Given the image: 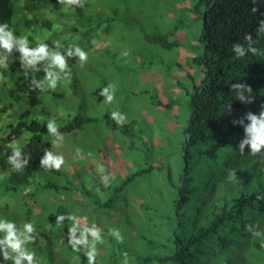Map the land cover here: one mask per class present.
Listing matches in <instances>:
<instances>
[{
	"label": "trees",
	"instance_id": "trees-1",
	"mask_svg": "<svg viewBox=\"0 0 264 264\" xmlns=\"http://www.w3.org/2000/svg\"><path fill=\"white\" fill-rule=\"evenodd\" d=\"M8 2L9 0H0V24H11ZM161 2L148 1L150 6L145 14H153L156 10H160L171 19V22L161 24L160 27L150 25L151 33L148 34L153 37L157 33L161 35L159 38H163L162 41L166 42L165 47H176L179 45L176 41L179 28L174 25V22L181 23V19L175 15L183 11L182 6L187 1L161 0ZM208 4L211 8L204 12L205 21L201 25L199 39L195 40L197 48L193 50L192 59L190 57L187 59L188 65L192 63L204 68V75L200 77L201 81L199 82L193 76L192 69L187 70L184 63L178 61L182 75L179 71L172 72L169 69L163 72L166 79L161 78L164 86L168 82L176 84L180 89L185 86L183 96L188 98L186 105L190 106L183 108H186L190 115L178 136L175 133L178 129L176 125L179 126L177 120L174 121L175 123H170L168 128L160 129L157 136L151 127L153 126L150 123L152 118L145 123V131L142 128L135 131L134 120L125 123L122 112L112 115L109 120V122L115 119L120 120V125L114 126L113 130H119L120 134L129 139L128 144H119V148L123 147L129 152L132 171L126 177L119 178L118 181L116 179L117 184L111 179L108 168L105 169L102 166L101 169H97L99 171L97 176L96 170H91L89 164L80 166L81 161L73 164V160L77 158L86 162L88 160L80 156L81 149L75 151L76 147L73 146L72 151L68 145L56 140L61 134L71 133V130L89 123L86 117L89 111L88 102L85 101L86 96H83L84 100L75 97L73 108L75 119L71 124L60 125L58 128L56 124L53 125L56 132L49 131V122L65 120L62 117H56L55 113L61 107H64L65 111L71 107L66 99H63V106L58 103L59 101L54 102L56 96L59 97L60 94L64 98L66 95H71L70 93L77 85V79H73L64 87H61L64 82H59L55 88H51L42 79L31 81L32 77L29 73L23 74L17 80L22 81L19 93L24 94L26 98L24 107L17 105L19 102L13 91L1 88L0 102L5 105V109H7L5 99L10 98L15 102L9 103L13 107L12 115L17 117V124L11 127L12 133L16 137L22 134L26 136V141L19 147L20 169H16L9 161V157L13 155V148L0 149V156L8 160V165L4 164L8 169V175L1 179L3 190L11 191L13 194L18 193L21 190L20 187L31 185L32 180L36 179L48 189L49 198L53 202L51 203L53 208L47 216L50 220L48 234H44L42 239L39 238L29 247L38 256L39 262L87 264L86 253L91 251L93 237L80 227V224H78L80 226H74L75 221L81 220H75L73 217L75 215L86 216L90 223L88 229L95 230L93 229L95 226L101 230L102 238L105 237L106 227L117 230L122 237V240L115 238L111 241L113 245H110L109 251L106 246L96 248L95 264H264V246L255 245L263 237L259 232L256 233L255 228L251 230L249 225H241L242 222L238 218L241 212L239 207L241 202L244 203L247 193L246 188L253 184L256 193H259L264 186V179L252 169H241L238 176L223 174L225 170L219 160L224 159L233 150L232 139L235 135L236 123L233 112H225L224 118L219 115L223 108V101L215 88V75L211 70L221 63H226L229 69L234 71L239 69L244 71V75H248L247 88L255 83L256 75L253 71L256 69L244 67L253 65L256 55L245 53L244 57L248 60L242 64L232 53L230 54L232 41L238 37H240L239 41L244 40L246 27L242 26L241 21H246L254 10L247 9L249 2L247 3L246 0H208ZM82 5L83 7L80 8L77 4H73V9L67 8L68 11L64 13L56 4V0H41L38 6L46 9L48 15L39 17L35 23H32V27L43 31L46 35L44 42L52 46L56 53L63 55L67 61L70 46L79 47L85 53L95 49L103 35L107 37L111 35L107 31L110 30L111 24L117 22L123 32H117L114 39L124 45L126 54L117 65V69H107L109 77H104V80L108 81L107 94L118 98L121 93H127L126 99H133V103L137 105L143 104L144 94L151 90L154 92L157 88L154 82H140L142 78H145V75L139 78L142 73L140 69L146 62L151 64L152 60H140L137 54L129 52L130 43L135 39L129 34L131 27L121 22L127 18L128 14L121 12V19L115 17V12L119 9L118 1L109 3L108 0H100L96 12L87 9L88 1ZM108 8H113L112 15L107 16L102 13V10ZM130 9L131 7L127 11L129 12ZM191 10L194 11V8ZM51 15L55 16V20L50 19ZM138 16L139 27L151 15L144 21L142 15ZM152 16L155 17V15ZM53 24H55L54 28L51 27ZM99 27L100 30L97 32ZM55 42H59V48ZM258 42V51L264 52V39L261 36ZM71 52V56L77 55L75 48H72ZM175 60L169 57L166 67L175 65ZM245 69L251 70L248 72ZM14 72L17 73L18 70L14 69ZM133 75L139 83L128 81ZM258 75L264 81V73ZM116 78H119L121 82L113 85L115 80L119 82ZM155 82L157 86L161 85ZM242 82L240 80L239 84L243 86ZM5 84L6 82L2 81V85ZM99 85L100 82H92V91H97ZM244 89V86L240 87V91ZM171 90L174 92L175 88ZM169 98L167 92H162L156 107L163 105L162 99L166 101ZM253 100L250 98L249 102ZM167 104L170 106V101ZM111 113L110 109L104 113L107 121ZM227 113L230 117L226 119ZM148 114L147 112L144 116L147 118ZM170 126L173 127L174 133ZM207 147L210 151H205ZM46 150L63 157L64 163L59 170L41 163ZM98 160L104 163L103 158L98 157ZM24 161L27 163L25 164ZM130 165L121 162L118 172L120 174L123 171L126 172L125 166L129 168ZM155 170L158 171L159 176L155 187L147 185L145 188L138 189L135 181ZM81 172L83 173L80 174ZM211 175L219 181L216 190L210 194L200 193L201 189H207L205 184H209ZM236 182L241 183L243 190L231 192L237 200L233 204L229 198V188ZM132 185L134 189L127 188ZM130 200L137 202L142 212L141 217L136 216L135 212L127 207V202ZM40 204L44 205V203ZM58 229H62L60 234ZM70 230L77 232L74 234L75 240L83 241L85 237L87 239V244L79 243L83 245H80L76 252L73 247L64 250L66 246L58 242L65 237V233L72 237L73 232ZM96 245H100V242ZM58 246L60 250L55 251ZM1 255L0 260L5 253ZM0 264L4 263L0 261Z\"/></svg>",
	"mask_w": 264,
	"mask_h": 264
},
{
	"label": "clouds",
	"instance_id": "clouds-1",
	"mask_svg": "<svg viewBox=\"0 0 264 264\" xmlns=\"http://www.w3.org/2000/svg\"><path fill=\"white\" fill-rule=\"evenodd\" d=\"M85 1H88L87 9L89 11L96 12L98 10L97 6L100 4V0H56V4L65 13L68 11L67 8L71 7L73 9V4H77L80 8L83 7L82 4ZM110 1L119 2V9L115 12L116 18L117 15L120 16L121 12L127 14V10L131 7L132 3V0H108L109 3ZM186 1V4L182 6L183 11L178 12L176 15H185L187 11L188 14L195 19L199 18L202 25L203 21H205L203 17L204 12H207V9L211 8V5L208 4V0ZM246 1L247 3L249 2L247 9H253L254 12L248 16L246 21H241L242 26L246 27V31H244V40L239 41L240 37L233 40L230 54L232 53L242 64L248 60L244 57L245 53L256 55L254 64L244 67L256 69V71H253L256 75V78H254L255 83L250 85V88H247L248 75H244V71L239 69L235 71L229 69L226 63H221L219 66L211 69L215 75V88L219 93V98L223 101V108L220 110L219 115L224 118L225 112H233L236 123V128L234 129L235 135L232 139L234 142L232 147L233 150L229 152L224 159L219 160V163L225 170L223 174L238 176L241 169H252L255 170L256 173H259L261 175L260 177L264 179V81L261 80L258 75L264 73V52L258 51L257 49L260 36L264 39V0ZM38 3H41V0H9L8 2L12 18L11 24H0V90L2 88L6 91H13L16 100L19 102V104H16L24 107L26 98L24 94L19 93V90L22 88L20 87L22 81L17 80L19 77H22L23 74L29 73L32 77L31 81L34 79H42V81H45L51 88H55L59 82H64L61 85V87H64L65 85H69L73 79H77V85L75 90L70 93L71 95H66V97L63 98V96L59 94V97L56 96L54 100V102L59 101L58 103L62 104V106L64 105L63 99H66L71 104V107H69L67 111H65L64 107H61V109L55 113L56 117L65 118L64 121L49 122V131L55 133L58 126L67 123L71 124L75 119L73 109L75 107V97L84 100L83 96H86L85 101L88 102L87 107L89 110L91 106L94 108L98 101H104L105 104L113 103L114 98L107 94L108 81H105L104 77H109L107 69H117V65L120 64L121 59L125 58L126 53L124 45L114 39L117 32H123L117 25V22H115L111 24L110 30L107 31L111 33V35L109 37L103 35L98 41L95 49L85 53L79 47L70 46L68 51L69 56L67 61H65L63 55H60L59 52L56 53L52 46L44 42L46 37L44 32L35 26V28L32 27V23H35L39 17H47L48 15L47 10L41 9ZM125 7L127 9H124ZM183 7H185V9ZM191 8H194V11H192ZM112 12L113 8L102 10V13L107 14V16L112 15ZM50 19L55 20V16L51 15ZM30 23L31 27H29ZM70 23L71 22H69V24ZM123 25L125 24L123 23ZM54 26L55 24L51 27L54 28ZM99 30L100 27L97 29V32ZM178 33L179 35H177L176 41L179 42L177 46L180 47V51H178L177 57H181L180 60L174 59L176 61L175 65L167 68L166 65L169 56H164L163 59L160 60V66L158 67L163 69L161 73L167 72L169 69H171L172 72L179 71L181 73L178 62L184 63L187 70L190 71V69H192L193 73L196 69L200 71L198 79L200 82V77L204 75V68L202 69L201 66H196V69H193L187 64V59L189 57L192 59L194 55L193 50L197 48V41L192 37H185V30L179 28ZM149 35L148 33H139V37L134 39L147 44L150 41H154L152 35L151 37ZM55 44L58 48L60 47L59 42H55ZM72 48H75L76 56H71ZM143 48V52L137 54L139 59L143 60V56L148 55L149 57L145 60L151 61L152 58L148 53L147 47L144 46ZM79 62H84L86 65L87 76L85 78L75 70V66ZM149 64L150 62H146L144 66H148ZM16 65L18 67H15ZM145 68L146 67H142L140 69L142 71V77L145 75ZM14 69H17L18 72L13 73ZM250 70L245 69V71L248 72ZM219 77H221V79ZM236 78L237 80L235 81ZM82 80L85 82L86 89L78 87ZM240 80L243 81L242 84L245 87L243 91H240V87H243L239 84ZM2 81H5L6 84L2 85ZM92 82H100L97 91H92ZM120 82V79L119 82L115 80L113 85ZM66 89L68 90L69 88ZM178 92V89H175L173 93ZM250 98L254 100L249 102ZM168 101H170V106L167 104ZM10 102H13L10 98L5 99L7 109H5V105L0 102V149L6 147L13 148V155L9 157V161L14 164L16 169H20L19 147L26 141V136L22 134L16 137L11 131V127L17 124V117L12 115L11 109L13 107L9 105ZM161 103L163 105L159 108L163 110L164 107H166L167 110L171 108L169 112H172V118L176 116L178 104L175 101L169 98L166 101L162 99ZM185 106L189 107L190 105L188 104ZM115 114L117 113L112 112L106 122L110 127H114L117 123L121 122L118 119L109 122L112 115ZM86 117L89 119L88 124L91 126L97 122H95V120L100 121V118L93 114H87ZM229 117L230 115L227 113L225 118L227 119ZM88 124L71 131L84 132L88 128ZM53 125L57 127L55 128ZM115 128L120 129L119 127ZM116 131L119 132V130H115L113 133L115 142L118 145L128 144V137L121 134L122 138L119 139L116 137ZM109 135L111 136V131H109ZM157 135L158 132L156 133V136ZM116 143H112L111 145L115 151L117 150ZM73 146L76 147L75 151H80L79 149L82 148L83 143L82 145L72 144L69 148L72 150ZM208 150L210 151L207 147L205 151ZM204 156L206 157V154ZM5 160L6 158L0 156V256L5 253V256L0 261L4 264H43V262H39L38 256L35 255L29 247L39 238L42 239L41 237H43L44 234H48L50 230V220L47 219V216L50 215V210L53 208L51 203L53 202L49 198L48 189L43 187L45 185L37 182L36 179L32 180L33 184L20 187L19 189L21 190H19L18 193L13 194L11 191H4L1 179L3 176L8 175V169L4 166V164L8 165V160ZM76 161L83 162L82 159L77 158L73 160V164H75ZM24 163L26 164L27 161H24ZM41 163L43 165H48L50 168L59 170L64 160L62 156L46 150L45 157ZM88 164L90 165L89 161ZM212 172H215V165ZM211 177L213 176L211 175ZM211 177L209 184H205L207 185L205 186L207 189H201L200 193L210 194L213 190H216L219 181L216 180L215 177L211 180ZM105 184H107V182H105ZM209 187L211 188L209 189ZM242 188L241 183L238 182L229 188V198L233 204L237 202L233 196L235 191L240 190L242 192ZM232 191H234L233 194L231 193ZM246 192L244 203L241 202L239 207L241 212L238 218L239 221L242 222L241 225H249L251 230L255 228L256 233L259 232L261 234L263 237L262 240L257 241L255 245L264 246V186H262L259 193H256V188L252 184L251 187L246 188ZM40 203H44V205ZM134 203L136 205H134ZM127 204V207L131 208L135 214L137 210L140 211L135 200H130ZM73 217L77 220L82 219L84 216L74 215ZM76 222L77 221H75V223ZM93 229L95 230L85 229V231L89 232L93 237L91 251L86 253L87 264H95V257L97 254L96 248L106 246L109 251L111 249V241L115 240V238L122 240L117 230H115V232L106 227L104 232L105 237L102 238L101 230L97 229L95 226H93ZM61 230L62 229H58L59 234ZM70 231L73 232H68L72 234V237L65 233V237L59 239L58 242L66 246L64 250L68 248L72 249L73 247L76 252L79 250L78 247L80 245H83V243L87 244V239L85 237L83 241H77L74 237V234L77 232H74V230ZM112 231L114 233H112ZM124 236L126 235L124 234ZM81 242L83 243L79 244ZM97 242H100V245H96ZM56 250H60L59 246L58 249L57 247L55 248V251ZM11 251L13 252L11 253ZM125 256H127L126 253ZM21 260H26L27 262L23 263Z\"/></svg>",
	"mask_w": 264,
	"mask_h": 264
},
{
	"label": "rangeland",
	"instance_id": "rangeland-1",
	"mask_svg": "<svg viewBox=\"0 0 264 264\" xmlns=\"http://www.w3.org/2000/svg\"><path fill=\"white\" fill-rule=\"evenodd\" d=\"M148 1L150 0H132L131 9L127 13L128 16L126 20L124 19L121 21V22H125L124 24L127 27H131L129 34L133 38L139 37V33H151L149 32V26L152 24L156 25L157 27H160L162 26L161 24L165 25L171 22V19L167 18L165 16V13L160 10H156L153 14L152 13L149 15L145 14L150 6L148 4ZM151 1H157V0H151ZM159 1L161 2V0ZM138 15H142V17L144 18L142 19L143 21L146 20L151 15L145 22H142V25L139 26L140 28L138 27V18H139ZM152 15H155V17H153ZM175 16L181 19L180 20L181 23L174 22V25H177V27L180 28L181 30H185L186 32L185 37L188 38L192 37L194 38V40L199 39L200 29H201V21L199 18L195 19L194 17L190 16L187 11L185 15H175ZM117 19H121L119 15H117ZM177 35H179V33H177ZM160 36L161 35L155 33L153 35L154 41H150L147 44L138 40H134L132 41V43H130L129 52L140 54L144 50L143 47L146 46L148 53L152 58L151 64H149L148 66H142V67H146L144 69L145 78H142L140 82L141 83L145 81L154 82V85L157 88V90L154 92L153 90H151L148 93L146 92L144 94L143 98L145 101L143 100L144 103L141 104L142 106L133 103V99L131 100L126 99L127 93H121V95L118 98H114L113 103L110 105L105 104L104 101H98L97 104L94 106V108L87 111V114L96 115L98 118H100V121H97L92 126L91 125L88 126V128L84 132L82 131L71 132L69 134L60 135L56 138V140H60L69 146H72V144L82 145L83 143V146L80 151V156L85 157L90 162L91 170L95 171L96 169L102 166L105 169L108 168L110 171L109 174L113 181H116V179L118 181L120 180L119 178L126 177L127 174H130L132 171V166L130 165L131 160L128 157L129 152L127 150H124L123 147L122 149L119 148V145L115 142L113 137V133H114L113 127H110L106 123L107 120L104 117V113L106 112L107 109H110L112 112H116L117 114H120L122 112L123 113L122 116L124 117L125 123H129V121L134 120L135 131L138 130L139 128H142L145 131V123L149 122L152 118L153 120H151L150 123H152L153 126L151 125L150 126L152 127L153 132L155 134L159 132V130L162 128L164 129L168 128L170 123H175L174 121L177 120V123L179 124L180 127L176 125L178 129H176L177 131L175 133L178 136L179 132L184 128L186 122L189 119L190 114L188 110L186 108H183L185 107L188 100V98H185L183 96L185 86L180 89L176 84L172 82H168L165 86L162 85L163 80H161V78L163 79L165 77L166 79V75L161 73V70L163 71V69H160L158 67L160 66L159 64L160 60L163 59L164 56H169L170 58L180 60L181 57H177V53L178 51H180V47L178 46L165 47L164 45L165 42L162 41L163 38H159ZM148 57H149L148 55H144L143 60L147 59ZM189 67L196 69L195 64L192 63H189ZM75 70L76 72L80 73L82 77L85 78L87 76L86 65L84 64V62L77 63L75 66ZM174 70L176 71L175 68ZM152 71L154 72V74ZM194 73H195L194 77H196L198 80L200 71H197L196 69ZM141 76L142 73L140 74L139 78H141ZM128 81L134 83L136 81L135 75L129 78ZM155 81L161 84L158 85L160 87H158L157 84H155L156 83ZM185 83H187L186 80ZM78 87L82 89L87 88L84 80L81 81ZM171 88H175L176 90L178 89L179 92L173 93ZM162 92H167L169 94L170 99L178 104L177 114L173 118H172L173 115L172 112H169V110H167L165 107L164 110L156 107L157 100L160 99V94ZM147 112L151 115L148 114L146 118L144 115L147 114ZM129 115L132 117H130ZM117 125L120 124L117 123ZM170 128H172V132L174 133L173 127L170 126ZM109 131H111V136L109 135ZM116 136L119 139L122 138L121 134L118 131H116ZM112 143L117 144L118 148L116 151L111 147ZM98 157L103 158L104 163L99 161ZM121 162H124L125 164H129L130 166L129 168L125 166L126 172L123 171V173L120 174L118 172V168L121 167ZM82 165L88 166V162L86 161H83V163L80 162V166ZM82 173L83 172H81L80 174ZM98 173L99 171L97 170L96 173L97 176L99 175ZM158 179H159L158 171L155 170L150 174H147L143 177H139L135 181L136 182L135 185L137 186L138 189L145 188L147 185L154 188ZM117 181L115 182L116 184ZM127 188L134 189V186L132 185ZM134 205L136 204L134 203ZM135 215L141 217L142 212L137 210ZM78 224H80L81 226ZM89 224L90 223H88L87 217L84 216L80 221L76 222L74 226L76 227L80 226L84 229H88Z\"/></svg>",
	"mask_w": 264,
	"mask_h": 264
}]
</instances>
